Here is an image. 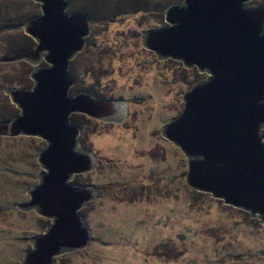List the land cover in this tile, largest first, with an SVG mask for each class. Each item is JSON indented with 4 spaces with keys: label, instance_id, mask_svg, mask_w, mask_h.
I'll list each match as a JSON object with an SVG mask.
<instances>
[{
    "label": "rangeland",
    "instance_id": "1",
    "mask_svg": "<svg viewBox=\"0 0 264 264\" xmlns=\"http://www.w3.org/2000/svg\"><path fill=\"white\" fill-rule=\"evenodd\" d=\"M182 1L67 0V13L84 14L91 24L85 50L70 62L69 95L86 92L128 109L121 124L71 116L82 150L95 156L93 170L73 180L96 192V202L81 210L93 242L55 264H264V223L190 188L187 157L162 134L184 110L185 93L207 76L160 60L142 44L146 32L166 26L167 8ZM246 5L264 8V0ZM40 14L33 0H0V58L35 45L23 25ZM34 69L0 62V123L20 114L6 91L32 89ZM45 146L38 137L0 135V264H20L30 240L50 224L16 207L38 184Z\"/></svg>",
    "mask_w": 264,
    "mask_h": 264
},
{
    "label": "water",
    "instance_id": "2",
    "mask_svg": "<svg viewBox=\"0 0 264 264\" xmlns=\"http://www.w3.org/2000/svg\"><path fill=\"white\" fill-rule=\"evenodd\" d=\"M33 1L41 14L23 29L35 45L0 62L33 65L34 86L6 91L20 114L0 123V135L46 142L38 155V184L16 207L50 224L30 240L20 264H55L93 242L81 210L96 202V192L73 180L93 170L95 156L82 150L81 129L71 116L121 124L128 108L86 92L69 95L75 85L70 62L85 50L90 21L68 14L67 0ZM250 1L183 0L167 8L166 26L146 32L142 44L160 60L181 61L207 75L185 93L184 110L162 129L188 159L187 185L264 223V8H249Z\"/></svg>",
    "mask_w": 264,
    "mask_h": 264
},
{
    "label": "trees",
    "instance_id": "3",
    "mask_svg": "<svg viewBox=\"0 0 264 264\" xmlns=\"http://www.w3.org/2000/svg\"><path fill=\"white\" fill-rule=\"evenodd\" d=\"M32 48V47H31ZM28 49H30V48H28ZM74 90V89H73ZM73 122V121H72ZM80 142H81V138H80Z\"/></svg>",
    "mask_w": 264,
    "mask_h": 264
}]
</instances>
